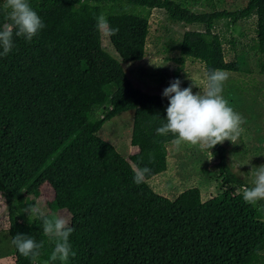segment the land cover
<instances>
[{
	"label": "trees",
	"instance_id": "obj_1",
	"mask_svg": "<svg viewBox=\"0 0 264 264\" xmlns=\"http://www.w3.org/2000/svg\"><path fill=\"white\" fill-rule=\"evenodd\" d=\"M45 27L30 42L14 37L0 57V198L11 243L16 234L43 241L38 264H45L54 242L42 222H18L13 201L46 183L52 191L50 213L64 210L73 232L74 257L67 264H249L264 252V201L249 205L236 188L247 187L231 172L221 144L210 150L212 168L230 186L206 201L196 188L169 200L147 181L166 168V148L174 138L156 129L166 118L168 99L134 87L122 64L143 58L148 18L153 9L203 31H185L180 58L237 73L236 60L225 61L223 32L254 18L256 51L264 57V0H246L235 11L193 13L171 0H28ZM3 0H0V5ZM81 5H93L119 31L107 37L117 59L100 44L96 22L78 18ZM0 8V25L5 23ZM222 24L220 33L212 27ZM177 77V75H174ZM101 107L100 118L91 116ZM133 112L129 145L122 158L96 134L114 117ZM205 152H209L204 149ZM209 152V153H210ZM152 154V159H149ZM151 169L133 182L134 166ZM13 264H31L11 243ZM54 264H60L59 261Z\"/></svg>",
	"mask_w": 264,
	"mask_h": 264
},
{
	"label": "rangeland",
	"instance_id": "obj_2",
	"mask_svg": "<svg viewBox=\"0 0 264 264\" xmlns=\"http://www.w3.org/2000/svg\"><path fill=\"white\" fill-rule=\"evenodd\" d=\"M180 7L193 13H206L214 10L235 11L245 5L246 0H171ZM96 9L93 5H81L78 18L96 22ZM201 25H185L173 22L162 10L153 9L148 18V29L144 42L143 58L140 61L122 64V69L131 84L149 95L162 92L170 82L179 79L181 88L192 86L193 93L203 92L207 79L202 64L198 61L180 58L178 43L185 31H203ZM224 30V29H223ZM222 24L212 27L213 33H220ZM224 60H236L240 64L237 73L228 72L223 96L246 123L242 125L237 144L224 141L221 145L226 151L227 163L247 187H252L256 167L264 165V57L256 51L254 18L237 22L223 32ZM101 48L114 59L117 56L108 38L99 31ZM174 75H177L175 77ZM101 107L96 106L91 116L100 118ZM133 112L122 113L104 123L96 136L109 143L124 159L134 152L129 145ZM166 148V168L161 174L147 181L158 195L173 200L179 193L196 188L200 200L206 201L227 190L230 186L221 184L218 172L212 168L215 158L199 145H184L179 151L170 143ZM242 192L241 188H236ZM52 199L51 188L44 183L36 192L13 201V212L18 222H27L25 209L29 206L40 207L51 218L59 215L69 220L66 211L50 213L47 204ZM8 227L5 206L0 198V264H13V250L6 234ZM262 259L249 264H264ZM38 264V263H37Z\"/></svg>",
	"mask_w": 264,
	"mask_h": 264
},
{
	"label": "clouds",
	"instance_id": "obj_3",
	"mask_svg": "<svg viewBox=\"0 0 264 264\" xmlns=\"http://www.w3.org/2000/svg\"><path fill=\"white\" fill-rule=\"evenodd\" d=\"M5 23L0 25V57L7 56L14 47V37H22L31 41L45 27L41 17L31 7L28 0H3L0 5ZM96 28L106 37H112L119 31L112 27L103 14L96 17ZM229 74L225 70L214 69L207 74L206 87L203 92L193 93L192 86L181 88V81L175 79L166 87L162 96L168 99L164 123L156 129V134L174 138L171 144L177 151L182 146H197L210 152L216 145L229 141L237 144L242 125L246 123L242 115L229 106L223 96L224 84ZM211 154V152H210ZM152 159V154H149ZM151 169L134 166L133 182L141 184ZM252 187L242 189V198L246 204L256 205L264 201V165L256 167ZM29 218L42 222L44 236L54 242V249L45 264H67L69 257H74L69 237L73 232L70 222L59 215L49 218L37 206L25 209ZM11 243L18 253L30 259L31 264H37L43 241L36 242L29 235L16 234Z\"/></svg>",
	"mask_w": 264,
	"mask_h": 264
},
{
	"label": "crops",
	"instance_id": "obj_4",
	"mask_svg": "<svg viewBox=\"0 0 264 264\" xmlns=\"http://www.w3.org/2000/svg\"><path fill=\"white\" fill-rule=\"evenodd\" d=\"M14 263V262H13Z\"/></svg>",
	"mask_w": 264,
	"mask_h": 264
}]
</instances>
